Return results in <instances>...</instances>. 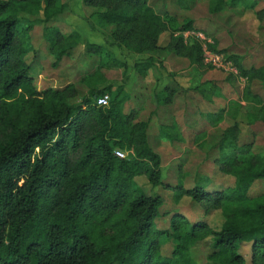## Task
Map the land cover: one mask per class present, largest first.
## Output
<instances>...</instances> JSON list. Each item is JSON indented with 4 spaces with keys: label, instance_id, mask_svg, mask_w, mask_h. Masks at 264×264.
Wrapping results in <instances>:
<instances>
[{
    "label": "trees",
    "instance_id": "1",
    "mask_svg": "<svg viewBox=\"0 0 264 264\" xmlns=\"http://www.w3.org/2000/svg\"><path fill=\"white\" fill-rule=\"evenodd\" d=\"M13 1L0 0V264H195L191 250L209 234L212 264H246L240 249L247 244L249 264H264V191L253 194L258 183H264V153L256 151L253 139L241 141L243 121L264 123V94L254 90L255 85L264 90V64L246 68L241 57L218 50V40H212L210 49L226 54L248 85L238 101L204 115L220 131H198L192 141L216 167L217 177L234 183L212 189L211 178L197 175L193 187L175 185L163 179L162 157L149 142L150 121H137L136 111H126L124 85L98 88L97 83L105 81L102 69H125L126 64L114 58L107 63L112 57L108 49L88 43L86 54L96 56L97 63L85 81L94 86L80 102L73 100L71 84L38 90L29 62L32 27L24 34L18 30ZM180 1L174 3L179 8ZM262 1L212 0L209 10L253 11L263 20L264 10H257ZM19 2L23 9L41 4ZM55 2L43 0L47 15ZM83 4L92 10L86 19L92 30L110 29L106 43L111 47L151 55L162 49L161 36L170 32L167 48L204 67L200 42L182 35L201 32L193 20L178 24L176 14L157 12L150 0ZM69 39L77 42L78 33L66 40L59 29L49 30L54 68L73 55L75 45L69 43L75 42ZM153 61L149 58L135 68L146 77ZM228 79L234 83L232 76ZM197 91L208 102L220 99L216 82H204ZM106 94L111 96L109 104L97 106L96 99ZM162 97L168 103L172 94ZM226 118L234 123L220 129ZM171 128L164 134L178 140L180 127ZM117 150L128 156L118 158ZM139 177L148 179L150 191L136 183ZM184 199L206 215L221 210L220 229L187 220L177 208Z\"/></svg>",
    "mask_w": 264,
    "mask_h": 264
},
{
    "label": "rangeland",
    "instance_id": "2",
    "mask_svg": "<svg viewBox=\"0 0 264 264\" xmlns=\"http://www.w3.org/2000/svg\"><path fill=\"white\" fill-rule=\"evenodd\" d=\"M40 1V6L30 4L23 9L20 7L22 2L14 0L12 7V12L15 13L19 20L18 30L24 34L27 33L26 30L28 31V29L32 27L29 33L30 45L32 47V51L29 55V62L32 63L36 87L38 90H44L50 87L62 88L69 82L74 87V92L72 93L73 100L80 102L83 96L93 89L94 83L87 85L84 81L86 77L95 71L97 63L96 56L90 57L86 54V45L91 43V41H93V43L101 42V34H96L94 38L87 30L84 21L85 18L91 17L92 12L81 3V0H74L75 4L74 2L72 3V0H56L50 9L49 15L44 11L46 5L43 3V0ZM211 1L212 0H181V7L179 8L174 4L175 0H150L157 11L164 9L171 14H176L178 24L183 23L185 20H193L196 28L205 34L208 39L218 40V50H228L226 54L241 57L243 59V65L246 68L263 65L264 17L263 20H260L253 11L232 10L230 8L218 14H211L209 10ZM183 6H186V8H183ZM262 9L264 10V0L257 8V10ZM55 13H57V15H54ZM76 15L77 17H75ZM52 29H59L66 40L69 35L74 32H78L79 35V40L77 42L74 41V39H69V41L75 42L69 43L75 45L73 48V55L70 58L64 57L59 68H54L52 66L55 55L51 52V44L47 41L49 30ZM104 31L107 34L105 37H107L109 35L108 28L105 27ZM169 33L170 32L166 33L163 38L165 43L169 42ZM65 43L66 41L62 44ZM67 44L68 42L65 46H61V48L63 47V49H65ZM113 51L114 53H112V56L124 60L125 56L123 53L116 49ZM111 58L107 63L111 62ZM128 64L129 74H127L128 70L124 72V70L113 71L102 69V71H108L107 73L108 75L110 74L111 79L120 84L127 79L129 82L138 81L139 76H134L132 72V60L129 61ZM213 73H216L215 76H212ZM102 75L105 79V75ZM208 75H211L213 79L219 81V89L227 99H238L248 85L247 80L242 83L238 81L231 83L226 73L214 70L205 64L203 68L198 67V70H194L193 68L191 71H186L185 74H183V76H185L184 81L187 82L189 80L186 79H191L190 86L198 81L205 80ZM192 77L194 79H192ZM254 90L264 94V90L260 85H255ZM181 95L186 96L185 94ZM189 95L191 94L189 93ZM191 97L190 107L192 110H197L198 113L218 111L221 107H227V103L223 99L211 105L203 100L199 94ZM148 102L149 98H147V103L145 104V115L148 114L146 110ZM176 106H178V104ZM127 107L132 109L133 105L128 103ZM136 112L138 116L142 114L140 111ZM138 120L145 121L137 117V121ZM156 120L157 119L153 120L149 129V142L154 151L162 157L164 180L167 179L171 183H175V185L178 182H184L186 187H193L196 176L199 175L198 178H204L202 175H205L213 180V184L211 185L212 189H220L221 185H233L234 181L232 179H221V176L217 177L216 167L212 165L209 160H206L204 152H202L198 146L188 142L187 144H179V147H174L167 142V140L162 141V138H159L157 135L158 124ZM200 120L201 118L198 114V123ZM233 123L234 121L231 118H226L225 121L220 124L219 128L225 129ZM241 124V141L253 139L256 143V151L264 153V123L249 125L243 121ZM206 128L208 134L220 131L208 125H206ZM136 183L142 186L145 191H150L151 187L146 177L136 178ZM263 191L264 183H258L253 190V194H259ZM177 208L187 220L191 222L202 221L213 231L219 230L223 223L221 210H214L206 215L205 213L195 211L196 208L191 205L188 199H184L181 204L177 205ZM211 238L209 234L202 243H198L192 248L191 259L195 264H212V261L209 259L211 253L210 248L212 247ZM240 253L245 256L246 264H249L250 245H242Z\"/></svg>",
    "mask_w": 264,
    "mask_h": 264
},
{
    "label": "crops",
    "instance_id": "3",
    "mask_svg": "<svg viewBox=\"0 0 264 264\" xmlns=\"http://www.w3.org/2000/svg\"><path fill=\"white\" fill-rule=\"evenodd\" d=\"M74 0H72V3ZM81 3H83V0H81ZM75 4V2H74ZM88 9V8H87ZM90 10V9H89ZM156 10V8H155ZM164 10V9H162ZM157 11V12H161ZM92 12V10H90ZM92 15V14H91ZM77 17V15L75 16ZM85 18V25L87 26V30L90 32V34L94 37L96 34H101V42L93 43L91 41L90 44H95L99 46L106 47L108 51L112 54L114 53L113 50H118L121 53L124 54L125 58L124 60L118 59L115 56H112V58L116 59L117 61L126 64V68H104L103 70H124V72H127L129 74V64L128 62L132 60V69H133V74L134 76H139L138 81H123L121 84L115 80H112L110 77V74L108 75V71H102L101 73L105 75V81H100L97 83L98 87L104 88L107 86H113L114 89L118 86H123L126 94L128 95V99L126 100L125 103V109L126 111H140L142 113L141 115L139 114L138 119H143L145 121L149 120V129L150 126L153 123V120L157 119V124H158V137L162 138V141L167 140L171 145L174 147H179V144L183 143H188L191 142L193 145L197 146V143H194L192 140L194 139L195 135L198 133V131L207 133V128L206 125L210 127V124L207 123L206 120H204V115L208 113H213L217 111H208V112H199L197 110H192L190 107V101H191V96H195L196 94L200 95L203 100L208 102L206 99L202 97V95L197 91V87L207 81H213L216 82L218 87H220V83L218 80L213 79L211 75H208V77L205 80L198 81L197 83H194V85L190 86V81L191 79L188 78L186 80L189 81H184L183 74H185L186 71H191L193 68L194 70H198V67L195 64H191L190 61L186 58L178 57L175 56L172 52L171 49H168V45L170 42V36H169V42L165 43L163 41L164 35L161 36L160 39V46L161 50L158 53L154 54H147V55H138L134 54L130 51H128L125 48H119V47H111L106 43V32L104 31L105 28H98L96 30H92L89 26V24L86 22ZM109 32L110 29L108 28ZM77 31V30H76ZM76 33V32H74ZM78 33V32H77ZM168 33V32H167ZM178 33H175L177 35ZM170 35V33H169ZM95 38V37H94ZM214 40V39H212ZM122 56V54H121ZM70 58V57H69ZM111 58V59H112ZM131 58V59H130ZM153 59L154 65L152 69L148 72V75L146 77L142 76L139 71L135 68L137 63L141 62H146L147 59ZM243 63V59L241 60ZM236 65V64H235ZM261 66V65H260ZM256 67V66H254ZM252 68V67H251ZM96 69V66H95ZM188 69V70H187ZM216 73H213L212 76H215ZM229 76V75H228ZM133 78V77H132ZM192 79H194L192 77ZM133 80V79H132ZM234 81L236 79L233 78ZM248 81V79H247ZM87 85L93 84L90 83L89 81H84ZM129 82V83H128ZM70 83L67 82L63 87L69 85ZM169 89V90H168ZM171 93L172 97L170 102L164 103L163 102V95ZM189 93L191 95H189ZM181 94H185L186 96H183ZM220 99L214 98L213 102H208L211 105L216 104L218 100H224L227 103L230 101H238V99H227L226 96H224L221 91H220ZM182 97V98H181ZM147 98H149L148 106H146V110L148 111V114L145 115L144 109H145V104L147 103ZM181 98V99H180ZM131 103L133 105L132 109L127 107V104ZM178 104V106H176ZM242 105H245V102L242 101ZM150 106V107H149ZM153 106V108H152ZM176 106V108H175ZM129 108V109H128ZM225 108V107H223ZM222 109V107L220 108ZM198 114L200 115V122L198 123ZM200 124V125H199ZM178 126L180 127L181 131V136L180 138L175 139L177 140L174 142V140L170 139L169 136L164 134L166 129V132H169L172 130L171 127ZM242 131V130H241ZM208 134V133H207ZM148 136L149 135V130H148ZM181 139V140H180ZM161 141V142H162Z\"/></svg>",
    "mask_w": 264,
    "mask_h": 264
},
{
    "label": "built area",
    "instance_id": "4",
    "mask_svg": "<svg viewBox=\"0 0 264 264\" xmlns=\"http://www.w3.org/2000/svg\"><path fill=\"white\" fill-rule=\"evenodd\" d=\"M183 37L186 41L191 39H196L200 42L204 54V64L211 67L214 70L221 71L226 73L227 75L232 76L239 83L245 82L247 80L246 77H243L240 73L239 68L235 65V63L228 58L226 54L217 53L210 49V44L213 43L212 39H208L205 34L202 32L195 31H187L184 32ZM110 101L109 95H104L96 99L97 106H107ZM116 156L121 159H125L128 156V153L125 151L117 150Z\"/></svg>",
    "mask_w": 264,
    "mask_h": 264
}]
</instances>
